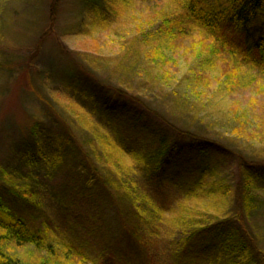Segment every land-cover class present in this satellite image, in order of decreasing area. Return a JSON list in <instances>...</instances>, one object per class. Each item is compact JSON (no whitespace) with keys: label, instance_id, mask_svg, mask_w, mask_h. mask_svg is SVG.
Returning <instances> with one entry per match:
<instances>
[{"label":"rangeland","instance_id":"1","mask_svg":"<svg viewBox=\"0 0 264 264\" xmlns=\"http://www.w3.org/2000/svg\"><path fill=\"white\" fill-rule=\"evenodd\" d=\"M53 1L0 0V184L2 171L9 173L13 177L10 186L28 191L26 199L41 205L53 237L70 239V230L79 232V237L94 245L93 258L103 264H115L117 241L121 242L119 248L133 255L132 264H176V253L186 233L227 212L222 207L225 198L220 191L207 195L210 186L223 179L232 186L239 176L237 158L242 157L248 165L254 156L264 154V131L251 130L264 127L256 105V101L264 104V75L238 72L237 78L229 79V68L212 62L199 80L195 65L207 51L204 49L202 55L203 47L198 42L197 48L166 42L156 48V54L151 52L154 46L143 54L136 75L144 77V84L148 81L146 75L172 77L158 80L157 88L149 85L140 89L137 81L125 77L131 74L132 63L114 61L115 55L123 53L117 40L121 34L145 33L150 26L146 15H159L164 4L158 3L149 10L136 6L126 18L101 26L91 24L93 14L87 12L85 0H59L50 18ZM132 15L139 19L144 15V19L132 22ZM154 22L156 25L160 21ZM226 33L233 35L232 29L226 28ZM152 61L159 62V68H153ZM120 83H128L127 94L140 99L141 104L133 105L143 124H162L157 119L151 121L150 111L158 113L162 120L191 132L211 149V154L203 159L191 155L194 161L175 170V177L166 172L162 183L146 177L139 169L140 160L124 163L125 173L132 174L136 183L139 200L136 205L119 208L127 213L135 210L143 216L142 220H132L137 225L134 236L120 227L117 207L98 199L94 202V197L92 200L75 196L79 188L76 178L81 179L70 165L61 162L56 140L58 135L77 136L83 147L81 158L87 160L91 156L102 177L114 174V142L107 138L114 136V127L96 102L103 91L106 92L100 96L114 100V86ZM177 98L187 101L190 108L177 104ZM120 100L132 103L127 98ZM197 115L205 120L197 119ZM246 122L250 123L248 132ZM36 124L40 129L34 134L32 127ZM162 127L167 129L163 124ZM139 136V141L144 139V144L152 145L147 134ZM211 142L217 143L219 151L222 146L224 154L214 153ZM29 147L34 153H29ZM193 163L197 167L191 169ZM233 193L234 189L229 197ZM254 193L264 201V185L255 187ZM184 210L194 214L193 223L182 220ZM38 222L39 227L45 220ZM253 224L262 233L264 212L257 215ZM99 227V237L110 240L113 247L96 242L91 230ZM259 241L264 248V234Z\"/></svg>","mask_w":264,"mask_h":264},{"label":"trees","instance_id":"2","mask_svg":"<svg viewBox=\"0 0 264 264\" xmlns=\"http://www.w3.org/2000/svg\"><path fill=\"white\" fill-rule=\"evenodd\" d=\"M85 1L87 12L93 14L91 24L97 23L101 26L107 25L111 21L117 22L123 17L126 18L136 6H145V9L149 10L153 5L164 4L159 15L152 16L151 12L149 16L146 15L150 26L147 27L145 33L138 36L121 34L117 40L123 53L115 55L114 61L132 63L130 66L132 75H125V77L128 76L129 80L137 81L140 89L141 87L147 88L149 85L157 88L158 80L172 77L170 75H146L148 81L144 84V77L136 75L140 70L139 66H142L140 60L143 54H147L153 46L151 52L156 54V48L166 42L171 45L190 44L195 48H197L195 43L198 42L203 47L201 54L203 55L204 49L207 51L195 65L196 76L199 80H202L204 69L208 65H212V62L229 68V79L237 78L242 72L264 75V0ZM58 2L59 0L53 1L50 18H53ZM142 19H144V15L140 19L135 15L131 17L132 22ZM154 20L160 22L154 25ZM226 28L232 29V36L226 33ZM238 40L241 42L238 43ZM162 59L167 61L165 57ZM158 65L159 62L153 63L152 61L153 68H159ZM238 72H240L239 75H237ZM239 81L240 79L237 80V83ZM77 82L80 81L74 83ZM80 84L77 83V85ZM125 84L129 86L128 83L114 86V100L109 96H100L106 92L103 91L97 97L96 102L106 120L114 127V136L107 137L109 141L114 142V174L110 172L102 177V174H98V168L91 160V156L88 155L87 160L81 158L83 147L77 136L58 135L56 140L61 149V154L58 156L62 158L61 162L63 165H70L81 179L76 178L79 188L75 191V196L89 199L94 197V202H97L95 200L98 199L110 206L117 207L120 215V227L128 235L134 236L137 234V225L132 224V220H142L143 216H139L135 210L127 213L119 208L124 206L127 208L128 204H135L136 200L137 202L139 200L136 183L132 174L125 173L124 163L140 160L139 169L145 173L146 177L151 182L162 183L161 178L166 172L174 174L170 176L175 177V170L184 164L192 163L195 156L203 159L207 154L210 155L211 149L207 146L208 144L199 142V138H196L191 132L162 120L158 113L150 111L153 116L151 121L160 120L167 129H163L161 123H158L157 127L143 124L141 114L137 112L136 105H133V103L141 104L140 99L128 95L129 87H125ZM90 95L93 96L91 93ZM120 98H127L132 103L122 101ZM176 100L177 104L183 103L187 106L186 108H190L187 101L180 98ZM256 105L261 110L257 111L258 115L264 119V104L256 101ZM196 118L205 120L199 115ZM249 124L245 123L247 132ZM39 129V124L34 125L32 133L36 134ZM251 130L253 133H260L264 131V127L259 125ZM142 134L148 135L152 145L144 144V139H140L142 142L138 140L139 135ZM211 143L215 146L212 149L214 153L224 154L225 149L222 146L219 147L221 150L219 151L217 143ZM30 149V147L27 149L29 153H34ZM260 154L254 156V159L250 161L245 157L246 161H249L248 165L244 164L242 157L237 158L239 176L232 186L225 184L227 182L223 179V181L212 184L210 186L212 189L206 191L208 196L220 191V194L224 195L222 199L225 198V204L222 207L225 206L224 209L227 212L223 213V216L215 215L210 220L203 221V225L186 233L187 237L181 241L176 253L178 256L176 264H207L208 262L213 264H264V248L259 241V237L264 234V225L261 227L262 233H258L253 224L257 215L264 212V201L254 193L255 187L264 185V159L262 156L264 154ZM108 156L113 157L110 153ZM108 156L106 155L107 158ZM65 158H70V160H65ZM258 158L261 160H256ZM88 166L90 167L88 168ZM195 167L197 165L193 163L191 169ZM2 174V184H0V264H103L93 258L91 251L94 249V245L85 237H79V232L70 230L72 237L70 239L53 237L47 225L49 220L43 213L41 205L26 199L29 198L28 191L24 189L19 191L15 186H10L13 185L11 183L13 177H10L9 173L2 171ZM85 175L90 176V179ZM233 189V196L229 197ZM210 202L212 203L211 198ZM181 215L183 221L193 223L194 214L184 210ZM42 219L45 222L38 227L37 222ZM98 229L100 227L91 230L96 242L100 240V242H104L106 248L113 247L110 240L99 237ZM120 243V241H117V244L114 243V254L117 255L114 258L115 264H132L133 255H129L127 250L119 248Z\"/></svg>","mask_w":264,"mask_h":264}]
</instances>
